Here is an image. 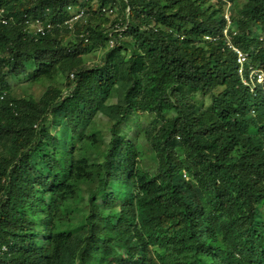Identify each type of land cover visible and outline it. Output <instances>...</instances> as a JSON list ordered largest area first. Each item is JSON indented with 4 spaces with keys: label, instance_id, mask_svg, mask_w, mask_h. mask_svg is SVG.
Here are the masks:
<instances>
[{
    "label": "trees",
    "instance_id": "trees-1",
    "mask_svg": "<svg viewBox=\"0 0 264 264\" xmlns=\"http://www.w3.org/2000/svg\"><path fill=\"white\" fill-rule=\"evenodd\" d=\"M227 3L232 44L264 71V0H0V264H264V83L254 94L236 72ZM69 6L86 11L73 29ZM110 8L119 15L94 26ZM23 16L53 29L35 41ZM92 47L101 62L87 66ZM57 74L63 89L38 101L11 96L9 77ZM134 114L152 115L151 174L118 133ZM99 116L112 125L94 165ZM95 178L84 226L62 230L63 208Z\"/></svg>",
    "mask_w": 264,
    "mask_h": 264
},
{
    "label": "rangeland",
    "instance_id": "rangeland-1",
    "mask_svg": "<svg viewBox=\"0 0 264 264\" xmlns=\"http://www.w3.org/2000/svg\"><path fill=\"white\" fill-rule=\"evenodd\" d=\"M245 0H237L236 7H240ZM94 8L97 7L95 4H93ZM230 9V8H229ZM94 10V9H93ZM227 11V4L225 7L224 13ZM231 13V11H229ZM118 13V12H117ZM117 13H114L112 15L106 16L107 23L102 24L100 21L95 20L93 25L98 26L102 25L103 28H106V26L110 25V21L113 20V18L117 17ZM224 15V14H223ZM232 15V13H231ZM232 20L235 22L236 19L232 15ZM64 42L73 41L72 37L65 35L63 37ZM103 49H100L98 47H92L84 50V52L81 55L82 60L87 66H92L99 64L101 62ZM32 66V70H34ZM8 84L10 87V93L11 96L15 99H32L34 101H38L42 95L46 92L49 88H58L63 89L65 85V77L63 74H57L53 79H48L44 77H39L36 81L29 79L26 75H22L20 77H9L8 78ZM191 100L194 102H200V100H203L205 105L207 106L209 104L208 98L201 99L199 95H191ZM116 101V98L111 97L109 100V103H114ZM152 119V115H138L134 114L130 116L128 121H126L119 129L118 133L119 136L123 137L127 141L136 143L137 146V155L139 158V161L142 165V168L147 171L148 173H154L155 164L153 160V155L149 150L148 145L143 139L142 135V128L145 125V123H148ZM49 121L52 122L51 118ZM112 125V122L109 121L107 118L103 116L96 117L94 121V125L92 126V129L94 130L95 134L98 137V140L96 142H92L91 140L87 144V150H86V158L90 163H93L94 165L99 164V157L101 153L105 150L106 145L110 139V127ZM50 132L54 136H59V129L57 125H52L50 128ZM97 184V178L93 180H87L81 184L78 185V193L75 199L65 205L63 208V214L62 219L65 220L67 223L64 224V226L61 228L63 229H72L79 226H84V220L83 216L86 213V197L87 194L94 189V187ZM117 188L112 186V191H116ZM38 240L41 244H44V237L39 236Z\"/></svg>",
    "mask_w": 264,
    "mask_h": 264
},
{
    "label": "built area",
    "instance_id": "built-area-1",
    "mask_svg": "<svg viewBox=\"0 0 264 264\" xmlns=\"http://www.w3.org/2000/svg\"><path fill=\"white\" fill-rule=\"evenodd\" d=\"M230 4L227 3V11L224 13L223 18L225 21V27L222 31V35L225 39L226 44L235 54L236 57V72L244 86H247L249 90L254 93L259 85H263L264 83V71L252 66L249 62V57L246 52H243L241 49L237 48L232 44V37L237 34V30L235 28V22L232 20V15L229 12ZM69 13V18L63 23L64 26H68L69 29H73V26L80 21L85 22L86 11L81 7H72L69 6L67 8ZM102 12H107L108 14H114L112 8L110 9H102ZM24 19V29L23 32L30 37H32L35 41L40 37H44L48 33H50L53 29V24L50 21L40 19V18H32L23 16ZM2 24L7 25L8 20L2 19ZM122 21L119 24H115L114 28L118 31L123 30ZM82 38H85L84 35H81ZM204 39L206 41L214 42L217 40V37L214 36H205ZM263 41L264 47V37L260 38ZM84 42H87V39H84ZM114 45L113 40H109L107 43V48H111ZM255 94V93H254Z\"/></svg>",
    "mask_w": 264,
    "mask_h": 264
}]
</instances>
